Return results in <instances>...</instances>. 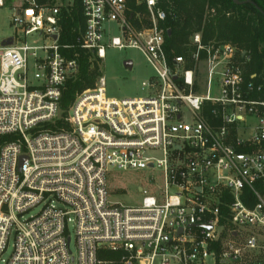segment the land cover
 <instances>
[{
	"label": "built area",
	"instance_id": "obj_1",
	"mask_svg": "<svg viewBox=\"0 0 264 264\" xmlns=\"http://www.w3.org/2000/svg\"><path fill=\"white\" fill-rule=\"evenodd\" d=\"M135 2L147 11L129 17L128 0H81L78 44L98 62L107 47L139 50L153 71L143 94L109 96L100 75L63 108L79 70L60 43L73 2L0 0L15 29L0 46V264H264V81L201 32L170 56L166 10ZM109 169L162 178L140 187L141 205H117Z\"/></svg>",
	"mask_w": 264,
	"mask_h": 264
},
{
	"label": "trees",
	"instance_id": "obj_2",
	"mask_svg": "<svg viewBox=\"0 0 264 264\" xmlns=\"http://www.w3.org/2000/svg\"><path fill=\"white\" fill-rule=\"evenodd\" d=\"M46 1L39 0L41 3ZM252 1L257 6L251 3L236 4L233 0H159L167 12L166 20L161 23L166 29L167 53L170 56L188 53L192 49V36L201 32L204 42L217 40L235 44L245 52L243 66L246 79L264 81V0ZM128 5L129 17L137 11H147L145 5H137L135 0H128ZM84 26L81 0H74L68 8H63L60 43L73 45L65 53L68 57L78 53L79 70L67 81L62 97L63 108L71 104L78 92L93 87L101 75L95 55L78 44Z\"/></svg>",
	"mask_w": 264,
	"mask_h": 264
},
{
	"label": "rangeland",
	"instance_id": "obj_3",
	"mask_svg": "<svg viewBox=\"0 0 264 264\" xmlns=\"http://www.w3.org/2000/svg\"><path fill=\"white\" fill-rule=\"evenodd\" d=\"M49 5L68 6L74 0H47ZM11 9L9 6L0 8V46L1 42L12 36L15 29L11 24ZM111 35H119L115 25H111ZM34 38H38L36 35ZM31 41V38H30ZM45 43L44 38L39 39L38 44ZM132 60L133 67L126 68L125 60ZM100 62L101 75L106 79L107 94L112 97H135L142 95L141 82L151 76L153 71L145 56L135 48L117 49L107 47L106 57ZM30 77H33L32 74ZM154 177L156 180L162 178L161 171L153 170H120L109 169L107 174L109 201L113 204L124 206H139L142 204L145 194L140 190L141 186L148 188V179ZM37 210V209H36ZM34 210L33 212H35ZM72 237L71 248L76 254L75 231L73 227L69 229ZM13 240H10L6 256L12 252ZM98 256L102 259H109L113 255L110 251L100 250Z\"/></svg>",
	"mask_w": 264,
	"mask_h": 264
},
{
	"label": "water",
	"instance_id": "obj_4",
	"mask_svg": "<svg viewBox=\"0 0 264 264\" xmlns=\"http://www.w3.org/2000/svg\"><path fill=\"white\" fill-rule=\"evenodd\" d=\"M233 1L236 4L251 3V4H254L255 6H257V4L252 0H233ZM262 13L264 14V11H262ZM168 34H170V30L168 31ZM54 37H56V36H54ZM11 43H12V38H7V39L3 40V42H2V44H4V45H10ZM243 55H245V52L243 53ZM124 66L126 68H132L133 67V61L130 59L125 60ZM23 158L25 159V157H23ZM140 190H141V188H140ZM208 228L210 229L211 226H208Z\"/></svg>",
	"mask_w": 264,
	"mask_h": 264
}]
</instances>
